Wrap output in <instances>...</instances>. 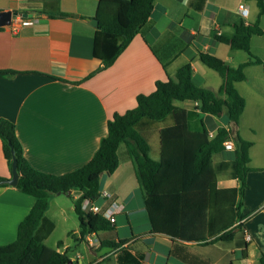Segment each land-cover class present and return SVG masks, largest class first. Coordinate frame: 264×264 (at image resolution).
<instances>
[{
	"label": "crops",
	"instance_id": "1",
	"mask_svg": "<svg viewBox=\"0 0 264 264\" xmlns=\"http://www.w3.org/2000/svg\"><path fill=\"white\" fill-rule=\"evenodd\" d=\"M98 2L60 0L61 9L72 13L71 16L52 17L33 11L32 16L27 17L29 22L18 23L16 17V27L13 24L0 27V69L18 71L0 74V118H9L16 123L24 155L34 167L46 172L60 174L84 165L107 134L108 120L114 113H124L135 107L139 93L152 92L157 80L176 77L178 68L188 61L193 65L196 82L218 91L223 78L202 61L200 50L215 53L232 65L250 58L247 51L234 49L219 41L217 36L233 35L235 23L254 21L259 12L257 0H156L155 13L116 60L83 79L102 65L93 53L97 26L90 21L96 17ZM35 4L39 3L0 0V9L27 8ZM241 4L249 8L247 16L240 12ZM260 23L264 30V14ZM251 50L262 60L246 65V78L236 81V87L246 98L239 118V133L253 142L249 165L254 169L247 173L248 187L241 210L252 213L242 219L243 227L237 229L232 241L204 244L200 240L178 239L188 244L184 251L209 258L211 264H241L244 259L248 264H255L250 260L251 256H257L260 264L264 252V32L252 35ZM79 79L83 80L72 83ZM188 101L186 107L197 104ZM207 118L212 134L219 125L227 124L225 114ZM121 145L118 168L102 177V189L108 190L111 196L100 198L99 202L107 206L115 201L124 208L116 213L112 231L104 233L105 230H101L95 234L101 242L125 239L124 247L132 254L142 253L141 263L186 264L171 253L175 244L173 237L151 231L133 163L127 149ZM232 152L229 148L223 156L214 158L218 161L230 157ZM0 174L12 175L1 138ZM239 188L238 178L226 173L219 176L215 232L240 222L236 216ZM79 195L78 190H71L69 194L60 192L52 196L46 215L55 221L54 230L61 224L65 234L74 240L59 239L63 244L58 247L59 240H49L53 230L46 238V244L68 251V264H93L108 255L109 259L103 264H122L121 249L101 244L91 247L86 240H77L80 222L74 202ZM226 201L232 202L235 213L229 221H224L228 209L224 207ZM35 202L33 194L22 192L13 185H0L1 244L16 239L19 223ZM139 212H144V222ZM119 217H125L126 221ZM81 242L88 245V250L82 249ZM245 248L247 257H243Z\"/></svg>",
	"mask_w": 264,
	"mask_h": 264
},
{
	"label": "trees",
	"instance_id": "2",
	"mask_svg": "<svg viewBox=\"0 0 264 264\" xmlns=\"http://www.w3.org/2000/svg\"><path fill=\"white\" fill-rule=\"evenodd\" d=\"M39 4L19 8L25 12H43L52 17L71 16L60 7V0H29ZM156 0H99L95 16L99 23L94 33L93 53L102 65L91 71L86 79L110 66L140 32L155 13ZM259 12L254 21L235 23L231 36L218 35L219 41L234 49H243L250 58L232 65L215 53L200 50V58L216 69L223 78L218 91L200 85L194 77L190 61L178 68L176 77L157 80L156 88L137 96V105L124 113L115 112L108 120V132L101 139L93 156L82 166L56 174L34 167L24 155L17 126L9 118H0V138L4 155L12 172L14 148L17 156L18 190L36 196V202L18 226L17 237L9 243H0V264H68V251L46 244V238L55 228V221L46 215L55 193L78 190L74 202L80 222L77 240H86L90 232L115 228L101 213L86 211L82 203L86 198L99 201L102 177L112 174L119 166L118 149L126 146L146 205L151 231L173 237L171 250L186 264H211L209 258L184 251L188 244L183 240H200L204 244L232 241L237 229H242L243 198L248 187L247 173L254 169L249 165L250 147L253 142L239 133V118L246 105V98L236 87V81L246 78L245 67L262 59L251 50V38L264 32L260 19L264 14V0H257ZM30 10V11H29ZM27 18V17H26ZM2 27V26H0ZM18 72L0 69V74ZM55 78L68 79L52 75ZM83 79L72 80L79 83ZM192 100L194 107H186L176 101ZM226 115L227 124L219 125L212 134L207 116ZM232 139V155L215 160V154L229 148L226 141ZM223 173L240 181L239 201L236 206L237 224L215 232L216 190ZM6 178L0 174V179ZM0 185L7 186L8 183ZM72 233V232H71ZM125 239L102 240L101 245L121 249L122 264H140L142 253L137 256L124 247ZM63 240L58 241V247ZM248 256L243 249V257ZM109 255L93 262L103 264ZM120 260V259H119ZM232 264V263H231ZM264 264V252L260 256Z\"/></svg>",
	"mask_w": 264,
	"mask_h": 264
},
{
	"label": "built area",
	"instance_id": "3",
	"mask_svg": "<svg viewBox=\"0 0 264 264\" xmlns=\"http://www.w3.org/2000/svg\"><path fill=\"white\" fill-rule=\"evenodd\" d=\"M240 12L243 15L247 16L249 12V8L245 4H241ZM21 22H29V21L27 18L20 16V19H18V23H21ZM18 23L16 22V17L12 19L11 24H13L15 27ZM225 143H226L227 148H233L234 146V143L232 140H227ZM110 196H111V193L108 190L106 189L101 190L100 198L108 199ZM82 208L86 211H90L94 213H101L106 218H108L112 223H115L116 213L123 210L124 206L123 204H119L115 201L110 202L107 206H103L99 201L86 198L82 203ZM95 233L96 232H90L86 235V241L88 245L91 247H98L101 244L100 238ZM247 237L250 238V235L247 234ZM141 264H147V263L143 262Z\"/></svg>",
	"mask_w": 264,
	"mask_h": 264
},
{
	"label": "water",
	"instance_id": "4",
	"mask_svg": "<svg viewBox=\"0 0 264 264\" xmlns=\"http://www.w3.org/2000/svg\"><path fill=\"white\" fill-rule=\"evenodd\" d=\"M17 16H22L26 18V17L32 16V12L20 11L19 9H0V26L10 25L12 23V19ZM90 21L96 26L99 23V20L97 17L90 18ZM12 152H13L12 175L10 177L0 179V184L8 183L10 185L16 186L19 180V172L17 169V156H16L14 148H12ZM64 193L69 194L71 193V190L64 192Z\"/></svg>",
	"mask_w": 264,
	"mask_h": 264
},
{
	"label": "rangeland",
	"instance_id": "5",
	"mask_svg": "<svg viewBox=\"0 0 264 264\" xmlns=\"http://www.w3.org/2000/svg\"><path fill=\"white\" fill-rule=\"evenodd\" d=\"M18 19H20V16H18ZM176 102L178 104L183 105V106H188L189 105V103H188L189 101L188 100H185V101H176ZM121 148L126 149V147H125L124 144L121 145ZM215 156L217 158H220L221 156H223V153L216 154ZM262 163H264V158H262ZM231 205H232V202H230V201L224 202V207H227L228 208L227 211H226V215L224 217V221H229V220L232 219V217L234 218V215H235L234 208ZM139 217L144 222V212H139ZM119 219L121 221H126L125 220V217H119ZM110 231H112V230H107V231L105 230V231H102V232L106 233V232H110ZM59 239L71 240V241L74 240L72 236H70V235L67 236L65 234V230H64V228H63V226L61 224H60L59 227H57V229L54 230V232L51 235V237H50L49 240L51 241V240H59ZM80 245H81V247H82L83 250H88V245L86 243L81 242ZM250 258H251L250 260H253L255 262V264H259V260H258L257 256H251ZM241 264H248V260L247 259H244Z\"/></svg>",
	"mask_w": 264,
	"mask_h": 264
},
{
	"label": "bare ground",
	"instance_id": "6",
	"mask_svg": "<svg viewBox=\"0 0 264 264\" xmlns=\"http://www.w3.org/2000/svg\"><path fill=\"white\" fill-rule=\"evenodd\" d=\"M30 11V10H29ZM37 12V11H36Z\"/></svg>",
	"mask_w": 264,
	"mask_h": 264
}]
</instances>
